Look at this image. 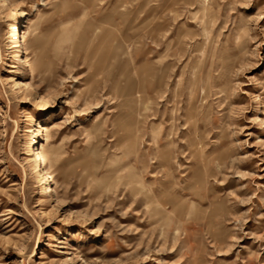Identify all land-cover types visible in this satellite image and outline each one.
Listing matches in <instances>:
<instances>
[{
    "label": "rangeland",
    "instance_id": "374dc122",
    "mask_svg": "<svg viewBox=\"0 0 264 264\" xmlns=\"http://www.w3.org/2000/svg\"><path fill=\"white\" fill-rule=\"evenodd\" d=\"M28 17L41 23L29 35L41 34L29 56L40 51L41 73L10 44ZM38 122L59 155L49 193L27 158ZM195 180L202 196L184 211H153L158 187L182 194ZM0 264H264V0L0 3Z\"/></svg>",
    "mask_w": 264,
    "mask_h": 264
},
{
    "label": "bare ground",
    "instance_id": "6f19581e",
    "mask_svg": "<svg viewBox=\"0 0 264 264\" xmlns=\"http://www.w3.org/2000/svg\"><path fill=\"white\" fill-rule=\"evenodd\" d=\"M7 1L8 0H0V3H4ZM40 24H41L40 22L35 23L34 19H31L28 17L27 21H25V23L22 24L21 26L18 23L13 24L11 27L10 36H9L11 48L16 49L15 50L16 52H14V53L16 54L15 55L16 58L20 60L21 69H26V71L29 70L33 74L36 71L41 73L43 70V68H42V55L39 53L40 52L39 50L34 51V58L35 59L33 61L29 57L30 53L32 52L31 49H32L33 45L37 46L38 48L40 47V41L39 40L41 38V34L40 33L36 34L35 39L33 41H29V35L32 33L33 29H38L40 27ZM32 25H35L36 27L33 28ZM94 27H95V29H94L95 35H102V34H99L102 30L103 33L106 32V34L104 35V38H106V39H108V38L114 39L115 38L114 30H112V29L103 30L101 25H97ZM163 28L164 27H163L162 18H160V20H157L155 30L160 33L163 30ZM158 41H160V40H158ZM24 42H25V45H24ZM234 57L235 56H233V58ZM227 58H229V57H227ZM213 61H214V59H213ZM162 66H163V64H162ZM162 66H161V68L160 67L158 68V70L156 72V76H155V78L157 79V88H158L157 94H158V96H161V89L160 88L162 86V81L164 79V67H168L169 64L166 63V65L164 67H162ZM199 67L200 66H197V68H199ZM229 67L230 66L227 65L226 70H228ZM41 68H42V70H41ZM179 71H180V69H179ZM200 71L201 70L200 69L197 70L196 67L193 68V77L189 83L192 90L194 88V85H196L195 83L202 78ZM211 76H212V73H211V69H210V70H208V74H207L208 79H210ZM206 87H207L206 85L203 86L204 91L206 90ZM127 88H129V87L128 86L125 87L123 91H126V93H130L131 89L129 88L130 90H128ZM174 92H175V90H174ZM137 93H138V91H137ZM192 93L193 92H191V94ZM195 94L196 93H193V96ZM126 96H128V95H126ZM129 96L130 97H126L127 98L126 102L130 107L129 116L132 114L140 115L141 114V109L139 108L140 106H135L134 101L136 100L137 103H143L144 99L142 98V95L139 94V95L133 96V94H131ZM168 99H170V97ZM184 103H185V101H184ZM175 108H173V111L175 110ZM197 108H198V106H197ZM185 109L187 110V112H186L187 122L195 120L197 111H196V107H195L193 100H191L189 108L188 109L185 108ZM173 119H175L174 113H172L170 116V120H173ZM134 123H136V122H132L130 124V127L132 129H134V127H135ZM162 124L163 123L161 122L160 127ZM193 127H194V129H196V127L194 125H193ZM173 128H174L173 125H171L169 127V131H167V138L171 137V133H172ZM35 130H37V135L34 137H31V141L29 142V152H28L29 156L27 158L29 159V162H30L29 163L30 168L35 172V174L33 173L34 175H36L35 178H37L40 182L44 183V185H43L44 192L45 193L53 192L55 189L53 184H52V181L54 180V171H55L53 166L58 162L59 155H58V151L55 150L53 147H46V144H44V139L46 138V136L49 137V135L51 134L52 126L50 123L38 122L37 128ZM195 131L197 132V130H195ZM162 132L163 131L160 128V130L158 131V136H157V140H156L159 148H161V144L163 143L162 142L163 141V133ZM200 141H198L196 137L192 139V142H191L192 149H193L192 152L196 154L197 152L199 153L201 151L202 153L200 156L201 157L200 160L206 167H209L210 163L213 161V159L211 161L212 155L211 156L204 155L205 152H204V149H202L203 146H202ZM163 158H164V156L161 154V160H160L161 165L165 164L163 161ZM195 177H197V175ZM197 182H199V181L195 180L194 183H190L187 187L181 188L182 194H176V193L171 194L168 191L163 190V188L160 189L158 187L157 192L154 191V195H153L155 201L157 202L156 208L154 209V207H153V209H154L153 211L154 212H160L161 214H164V215L167 214L169 211H175V210H178L181 208H182V211H184L185 207H187V206H185L186 205L185 203H187L186 201H188V199L186 198V195L190 194L193 196L194 199H199L202 196V194L199 192V189L197 188V184L195 185V183H197ZM186 188L189 190L188 192L186 191ZM178 191L179 190H177V192ZM152 201L150 202V204L152 203ZM169 209H171V210H169Z\"/></svg>",
    "mask_w": 264,
    "mask_h": 264
}]
</instances>
